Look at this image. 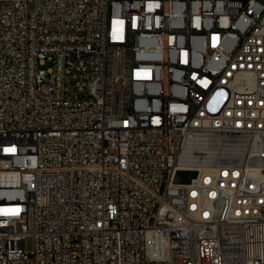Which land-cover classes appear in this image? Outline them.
Returning a JSON list of instances; mask_svg holds the SVG:
<instances>
[{
  "label": "built area",
  "instance_id": "2783aa9c",
  "mask_svg": "<svg viewBox=\"0 0 264 264\" xmlns=\"http://www.w3.org/2000/svg\"><path fill=\"white\" fill-rule=\"evenodd\" d=\"M0 264H264V0H0Z\"/></svg>",
  "mask_w": 264,
  "mask_h": 264
},
{
  "label": "water",
  "instance_id": "95a60500",
  "mask_svg": "<svg viewBox=\"0 0 264 264\" xmlns=\"http://www.w3.org/2000/svg\"><path fill=\"white\" fill-rule=\"evenodd\" d=\"M196 170H178L175 181L177 182H190L192 178L196 177Z\"/></svg>",
  "mask_w": 264,
  "mask_h": 264
},
{
  "label": "rangeland",
  "instance_id": "374dc122",
  "mask_svg": "<svg viewBox=\"0 0 264 264\" xmlns=\"http://www.w3.org/2000/svg\"><path fill=\"white\" fill-rule=\"evenodd\" d=\"M49 66H50V63L48 62L47 64H45V65L42 66V67L47 68V67H49ZM26 244H27V249H28L29 251L32 250V247H33V239H32L31 236H30V237H27Z\"/></svg>",
  "mask_w": 264,
  "mask_h": 264
}]
</instances>
